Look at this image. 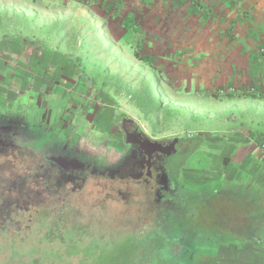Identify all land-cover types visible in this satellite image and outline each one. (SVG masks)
I'll return each mask as SVG.
<instances>
[{"label":"rangeland","instance_id":"obj_1","mask_svg":"<svg viewBox=\"0 0 264 264\" xmlns=\"http://www.w3.org/2000/svg\"><path fill=\"white\" fill-rule=\"evenodd\" d=\"M89 1L0 0V115L34 119L42 135L61 136L108 161L123 147L125 118L152 136L187 138L192 147L200 140L193 151L219 145L198 132L197 124H207L213 114L192 116L180 98L159 85L166 82L161 61L173 57L170 31L167 42H151L154 35L140 29L138 15L107 14L99 16L101 21L114 22L121 28L116 36L129 41L109 42L107 32L96 29L100 22L91 23L97 16L73 7ZM26 7L36 13L27 14ZM26 160L27 155L13 159L0 171V264H185V253L195 251L199 224L190 223L201 196L195 183L179 177L178 215L155 232L140 222L137 202L124 203L122 190L111 198L99 194L98 200L67 203L63 224L56 225L54 209L40 201L30 208L25 201L8 206L24 190ZM11 166L17 171L15 191L8 193L2 188L10 182ZM10 213L16 215L13 222ZM64 226L74 230L62 231Z\"/></svg>","mask_w":264,"mask_h":264},{"label":"crops","instance_id":"obj_2","mask_svg":"<svg viewBox=\"0 0 264 264\" xmlns=\"http://www.w3.org/2000/svg\"><path fill=\"white\" fill-rule=\"evenodd\" d=\"M89 3L73 7L97 16L91 23L100 22L96 29L106 31L109 42L129 41L116 36L121 28L114 22L101 21L107 14L138 15L140 29L154 35L151 42H167L170 31L173 57L161 61L166 82L160 87L192 116L213 114L197 124L198 132L219 145L191 151L180 175L201 192L190 223L199 224L197 242L185 264H264V0Z\"/></svg>","mask_w":264,"mask_h":264},{"label":"flooded vegetation","instance_id":"obj_3","mask_svg":"<svg viewBox=\"0 0 264 264\" xmlns=\"http://www.w3.org/2000/svg\"><path fill=\"white\" fill-rule=\"evenodd\" d=\"M126 120L120 126L123 147L114 160L108 161L71 145L61 136L42 135L34 119L0 115V171L6 170L5 165L13 159L26 155L29 159L21 172L25 177L21 183L24 190L18 191V200L8 206L18 208V202L25 201L23 205L30 208L40 201L48 211L54 209L53 222L57 225L63 224L67 203L96 197L98 200L99 194L111 198L114 191L122 190L126 192L125 204L138 203L140 222L147 224L145 229L155 232L156 228H166L176 212L177 183L190 156L192 141L152 136ZM10 170V182L2 188L8 193L15 191L12 177L17 172L12 166ZM35 194H41V199ZM14 216L9 214L11 222ZM63 230L74 228L64 226ZM51 233L56 234L54 230ZM187 257L185 253L184 258Z\"/></svg>","mask_w":264,"mask_h":264},{"label":"trees","instance_id":"obj_4","mask_svg":"<svg viewBox=\"0 0 264 264\" xmlns=\"http://www.w3.org/2000/svg\"><path fill=\"white\" fill-rule=\"evenodd\" d=\"M201 143L202 142L200 140H197L191 150L193 151L194 149L198 148Z\"/></svg>","mask_w":264,"mask_h":264},{"label":"water","instance_id":"obj_5","mask_svg":"<svg viewBox=\"0 0 264 264\" xmlns=\"http://www.w3.org/2000/svg\"><path fill=\"white\" fill-rule=\"evenodd\" d=\"M127 122L133 124V120H126Z\"/></svg>","mask_w":264,"mask_h":264},{"label":"built area","instance_id":"obj_6","mask_svg":"<svg viewBox=\"0 0 264 264\" xmlns=\"http://www.w3.org/2000/svg\"><path fill=\"white\" fill-rule=\"evenodd\" d=\"M262 148H264V146Z\"/></svg>","mask_w":264,"mask_h":264}]
</instances>
